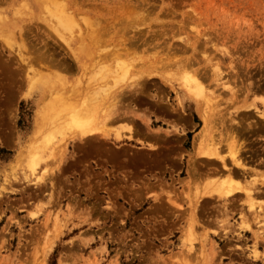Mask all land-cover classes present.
<instances>
[{"label":"rangeland","instance_id":"obj_1","mask_svg":"<svg viewBox=\"0 0 264 264\" xmlns=\"http://www.w3.org/2000/svg\"><path fill=\"white\" fill-rule=\"evenodd\" d=\"M63 1L101 18L103 44L88 24L59 28ZM63 1L0 0V264H264V0ZM72 111L95 134L67 126ZM201 111V148L227 165L240 148L231 184L251 199L217 195Z\"/></svg>","mask_w":264,"mask_h":264},{"label":"bare ground","instance_id":"obj_2","mask_svg":"<svg viewBox=\"0 0 264 264\" xmlns=\"http://www.w3.org/2000/svg\"><path fill=\"white\" fill-rule=\"evenodd\" d=\"M47 1H50V0H47ZM53 1V3L52 2H50L52 5H54L56 2H59V0H52ZM55 1V2H54ZM63 1V0H62ZM91 1V0H90ZM94 1V0H93ZM130 1H127L126 3H124V4H128ZM49 3V4H50ZM66 3V2H65ZM70 4H69V10L67 9V10H65V5L66 4H64V1H63V4H61V0H60V2L59 3H57V4H61V5H64L63 7L64 8H62L61 9V6H59L60 7V9L58 10V17L56 16V18H58L57 19V23L58 24H61V25H59L58 26V24H57V27H59V28H61L62 26L64 27V26H66V28L67 27H69L70 26V28H76V26H77V23H79V24H82V25H84L83 27H85V24H88V25H86V26H89V27H91L92 29H90V28H88V30H87V32L89 33V29H90V35H89V37L91 38L90 40L92 41L93 40V38L95 39V37H97L95 40H97L98 39V37H100V39H103L104 40V37L102 36V35H105V34H103V31H100V30H96V24L98 25V23L99 22H101V18H99V16H96V15H92V16H85V15H83V16H81V14H80V12L81 13H84V10H82V9H80L79 8V6L76 4V1H71V2H69ZM131 3V2H130ZM47 4V3H46ZM57 4H55L54 6H56L57 8H56V11H57V9L59 8L58 7V5ZM45 6V5H44ZM111 7L110 6H108V9L106 8V12H105V14L107 15V14H112L113 13V11L114 10H112V9H110ZM61 11V12H60ZM85 14H89V13H85ZM79 15H80V17H79ZM90 15V14H89ZM131 15V14H130ZM137 16V15H136ZM136 16H134L136 19H138ZM77 17H79V19H77ZM140 17V16H139ZM133 19V21H134V18H132ZM95 20V21H94ZM140 20H141V17H140ZM142 20H143V18H142ZM94 22V23H93ZM95 22H96V24H95ZM98 22V23H97ZM129 22V21H128ZM131 22V21H130ZM135 22V21H134ZM138 22V21H137ZM93 23V25H94V28L92 27V24ZM90 24V25H89ZM100 24V23H99ZM128 24V23H127ZM133 24V23H132ZM128 24V25H130V27H134V26H136L137 24ZM108 25V27L107 28H109L111 25H110V23H107V24H105V26H107ZM110 25V26H109ZM132 25V26H131ZM99 26V25H98ZM97 26V27H98ZM100 28H101V30H104V28H103V25H101V26H99ZM125 27H127V26H125V25H123L122 26V28L124 29ZM103 28V29H102ZM40 29V28H39ZM83 29H86V27L85 28H83ZM98 29V28H97ZM74 30V29H73ZM79 30H81V28H79L78 27V29H77V32H81V31H79ZM92 30V31H91ZM83 31H85V30H83ZM94 31H100L99 33H101V34H99L98 36H95L94 35V33H96V32H94ZM108 31V30H107ZM86 32V31H85ZM91 32H94V33H91ZM105 33V32H104ZM79 33H77V35H78ZM83 34H84V32H83ZM108 34H109V31H108ZM21 35V34H20ZM94 35V37H92ZM80 35H78L77 37H78V40L79 41H83L82 39H81V37H79ZM85 38H87V36H85ZM87 39H89V38H87ZM100 39H98L99 40V43H100V41H102V40H100ZM5 41H6V38H5ZM12 41V40H11ZM21 46L20 47H23V48H25V45L24 44H26V43H28V42H26V40L25 39H22L21 38ZM85 41V40H84ZM91 41H89L90 42V45L92 44V42ZM94 41V40H93ZM107 41V40H106ZM12 42H15V41H12ZM81 42H79V43H81ZM103 42H105V41H103ZM9 42L7 41V43L6 44H8ZM11 44H13V43H9V45H11ZM68 44H69V42H68ZM100 44H103L102 42L100 43ZM87 46H88V44H87ZM102 50V49H101ZM101 50H99L98 51V53H100L101 54ZM83 51H85V50H83ZM90 51V50H89ZM104 53H106V51H104ZM95 54V53H94ZM96 54H97V52H96ZM96 54H95V56H94V58L95 57H97L96 59H98V58H100L99 60H97L98 62H100V60L102 59L101 57H98V56H96ZM76 55V54H75ZM74 55V58L75 59H77V60H79V57L76 55L75 56ZM83 55V54H82ZM93 55V54H92ZM103 55V54H102ZM101 55V56H102ZM87 58V57H86ZM85 59V58H84ZM88 59V58H87ZM96 59H92V60H94L95 62H96ZM103 60V59H102ZM101 60V61H102ZM88 61V60H87ZM93 62V61H92ZM91 62V64L93 65L94 64V62L92 63ZM54 63V62H53ZM84 63V62H83ZM54 64H56V63H54ZM88 65V64H87ZM59 66H63V68L65 69V71H67V69L69 70V67H67L66 66V64H62V65H59ZM84 67H85V65H84ZM89 68V67H88ZM217 69V68H216ZM84 70H86L85 68H84ZM216 70H214V72H215ZM218 71V70H217ZM39 72V71H38ZM37 72V73H38ZM69 72V71H68ZM36 72H34V74H35ZM193 73V72H192ZM58 75H59V73H57ZM187 74V73H186ZM185 74V75H186ZM184 75V74H183ZM190 75H191V73H190ZM189 75V73H188V76H190ZM217 75V74H216ZM219 75V74H218ZM37 76V75H36ZM56 77H58V76H56ZM64 77V76H63ZM196 77V76H195ZM195 77H193L192 76V78L191 77H187V78H189L188 80H185V82H184V86H185V89H186V91L190 94V95H197L196 97H198V98H201L204 94L202 93V91H203V88H204V86L202 87V85H201V82H199V79H197V78H195ZM48 79H51L50 77H48ZM63 79V78H62ZM179 79H180V77H179ZM220 79V78H219ZM79 83V82H78ZM78 83L76 84V85H78ZM223 83V82H222ZM74 84V86H75V88H74V90L73 91H75L76 90V85ZM79 85H81V84H79ZM89 85V84H88ZM88 85H86V86H88ZM85 86V85H84ZM61 87V86H60ZM72 87H70L69 88V90L71 89ZM86 88H88V87H86ZM100 89V92H101V90H104L105 91V93H106V91H109L108 89H104V87H103V89L102 88H99ZM72 90V89H71ZM87 90V89H86ZM79 92L80 90H76L75 91V93L76 92ZM84 91V90H83ZM95 91H97V94H98V90H95ZM103 91V92H104ZM71 92V91H70ZM99 92V93H100ZM231 92V91H230ZM74 93V94H75ZM102 93V92H101ZM100 93V94H101ZM104 93V94H105ZM234 93V92H233ZM56 94H59V95H61L60 93H56ZM55 94V95H56ZM70 94V93H69ZM71 94H73V93H71ZM79 94V93H78ZM96 94V93H95ZM203 94V95H202ZM232 94V93H231ZM99 95V94H98ZM100 97H101V95H99ZM106 96V95H105ZM104 96V98H106ZM68 97V96H67ZM205 98H207V96H204ZM66 98V97H65ZM102 98H103V96H102ZM112 98L114 99V97L112 96ZM62 99V98H61ZM65 100V99H64ZM81 100V99H80ZM109 100V99H108ZM201 101H203L202 99H200ZM69 101V100H68ZM114 101V100H113ZM200 101V102H201ZM61 102H62V100H61ZM72 102H74V100H72ZM71 102V103H72ZM111 102H112V100H111ZM63 103V102H62ZM254 103H253V101H251V104L250 105H253ZM62 105H65V103H63ZM70 105V104H69ZM76 105V104H75ZM61 107V106H60ZM68 107H70V106H68ZM78 107V106H77ZM84 108H85V111H86V106H84ZM67 111V110H66ZM77 111H78V109H77ZM89 111V110H88ZM88 111H86V114L88 113ZM56 113H57V111H56ZM55 113V114H56ZM82 113H83V111L82 112H80V114L82 115ZM62 115V112H60L59 113V115ZM66 114V113H65ZM84 114V113H83ZM85 114V115H86ZM81 115H79V113L78 112H74V111H72V113H68V116H67V118L65 119V121H64V123L67 125V126H70V127H73V128H75L77 131L76 132H78V134H79V136L80 137H83V138H85V137H87V138H85V139H88V136H91V135H93V134H95V130L96 129H94V128H92V126L90 125V122L87 120V119H85V120H81V118H80V116ZM200 115H201V120H202V122H203V124H202V127H201V130L198 132V134L196 135V137H195V139H194V141H195V150H196V153H198V154H200L201 155V157L203 158V159H205L206 161H212V160H218L219 162H220V164H221V166L225 169V171H226V175H225V177H223V179H221V181H223V183L220 185V186H218V188H216V192H217V195L219 196V197H222V196H224V197H228V198H232L234 195H236V189H243L245 192H246V194H245V196L247 195V197H249V199H251L250 198V196H251V194H250V192H251V190L249 189V187H246V186H243V187H238V186H233L232 184H231V182H233L232 181V178H234V177H232V174H234V175H240V176H244V174L247 172L246 171V169L244 168V162H243V159H242V152H241V150H240V148L239 147H232V146H230L229 147V153H228V157H229V161H230V164H228L227 165V162H226V158L224 157V155H220V153H219V150H218V148L217 147H215V146H212V147H210V148H207L206 146H205V148H201V141H202V137H203V133L205 132V130H206V128H207V122H208V120H207V113H206V111H201L200 112ZM49 116V115H48ZM56 116H58V114H56ZM61 117H63V115L61 116ZM83 117V116H82ZM48 118H50V117H48ZM55 118V117H54ZM57 118H59L60 119V117L58 116ZM65 117H63V119H64ZM58 119V120H59ZM62 119V118H61ZM49 121H51V120H49ZM54 120L52 119V122H53ZM56 123L58 122V121H55ZM54 122V123H55ZM49 123V122H48ZM51 124V123H50ZM53 124V123H52ZM61 124V123H60ZM63 124V123H62ZM61 124V125H62ZM54 126V125H53ZM59 126V125H58ZM44 127V126H43ZM55 127V126H54ZM61 128H63V126H60ZM97 127V126H96ZM57 130L59 129V127L57 128V127H55ZM98 128V127H97ZM40 129H41V127H40ZM48 129V128H47ZM66 129H70V128H66ZM133 129V128H132ZM132 129H129V130H131V131H129V132H131V133H134V131L135 130H133L132 131ZM42 130V129H41ZM49 130L50 131H54V130H51L50 128H49ZM62 130H65V129H62ZM47 131V130H46ZM45 131V132H46ZM66 131H68V130H66ZM101 131V130H100ZM43 132V131H42ZM49 132V131H48ZM62 132V131H61ZM35 133H37V131H35ZM35 133H33V135L35 134ZM50 133V132H49ZM52 133H54V132H52ZM51 133V134H52ZM64 133H66V132H64ZM101 134L103 133V132H100ZM51 134H48V135H45L44 137H42V138H44L43 139V146H44V144L46 145V144H48L47 145V147L48 146H50L51 148H52V146H51V143H50V141L52 140V136H55V133H54V135H52L51 136ZM103 134H105V133H103ZM43 135H44V133H43ZM57 135V134H56ZM60 135H61V133H60ZM73 135H74V133H73ZM97 135H98V133H97ZM38 136V135H37ZM59 136V135H58ZM64 137V135L62 134L60 137ZM70 136V135H69ZM72 136V135H71ZM70 136V137H71ZM106 136H107V134H106ZM68 137V136H67ZM69 137V138H70ZM77 137V136H76ZM55 138V137H54ZM82 138V139H83ZM57 139H59L58 137H56V140ZM68 139V138H67ZM67 139H65V140H67ZM56 140H54V141H56ZM59 141H61V140H59ZM64 141V140H63ZM62 141V142H63ZM38 142H41V141H38ZM65 142V141H64ZM63 142V146H64V143ZM67 142V141H66ZM32 143V142H31ZM36 144H37V141L35 142ZM54 143V142H53ZM56 143V142H55ZM54 143V144H55ZM58 143V142H57ZM56 143V144H57ZM36 144L34 145V143H33V145H34V147L36 146ZM40 144V143H39ZM54 145V146H57V145ZM62 144V143H61ZM29 145H31V144H29ZM214 145V144H213ZM26 146H28V145H26ZM37 146H38V149H39V147H41V146H39L38 144H37ZM210 146V145H209ZM28 147H26V149H27ZM31 148V147H30ZM44 148V147H43ZM26 149H24L25 150V152H27L28 153V151H26ZM45 149H46V147H45ZM43 150V149H42ZM53 150V149H52ZM36 151V150H35ZM38 151V150H37ZM41 150H39V152H40ZM44 152H45V150H43ZM42 151V152H43ZM48 151H49V148H48ZM42 152H41V155H42V158H43V154H42ZM37 153V152H36ZM50 153V152H49ZM30 155V154H29ZM39 154L37 153L35 156H33L32 158H29L30 159V161L28 160V158H26L25 157V161H29L30 162V164H29V162H28V164H26V165H30V168L32 169V171H34L35 170V166L38 164V161H37V156H38ZM45 155V154H44ZM28 156V155H27ZM31 156V155H30ZM41 158V157H40ZM39 160V159H38ZM24 161V162H25ZM43 161V160H42ZM41 162L39 161V164H40ZM229 163V162H228ZM230 165V166H229ZM29 168V167H28ZM38 174H39V171H38ZM43 175V174H42ZM41 178H43V177H41ZM225 181V182H224ZM217 185V184H216ZM219 185V184H218ZM215 191V190H214ZM250 191V192H249ZM208 191H206V193H207ZM236 192V193H235ZM205 193V192H204ZM250 194V195H249ZM203 197V196H202Z\"/></svg>","mask_w":264,"mask_h":264},{"label":"trees","instance_id":"obj_3","mask_svg":"<svg viewBox=\"0 0 264 264\" xmlns=\"http://www.w3.org/2000/svg\"><path fill=\"white\" fill-rule=\"evenodd\" d=\"M7 152L5 150H3L2 148H0V160L3 159L4 155L6 154Z\"/></svg>","mask_w":264,"mask_h":264}]
</instances>
